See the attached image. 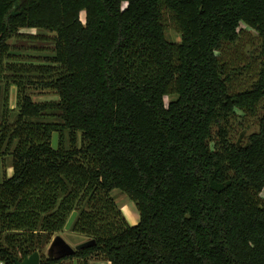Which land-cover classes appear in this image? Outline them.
Wrapping results in <instances>:
<instances>
[{
	"label": "trees",
	"instance_id": "trees-1",
	"mask_svg": "<svg viewBox=\"0 0 264 264\" xmlns=\"http://www.w3.org/2000/svg\"><path fill=\"white\" fill-rule=\"evenodd\" d=\"M248 30L258 70L242 78L248 64L229 53ZM14 40L52 48L23 70ZM30 68L54 99L16 79ZM4 80L0 264L34 252L39 264H264V0H0ZM241 114L256 116L245 142L232 138ZM72 212L73 233L93 242L44 256Z\"/></svg>",
	"mask_w": 264,
	"mask_h": 264
},
{
	"label": "rangeland",
	"instance_id": "rangeland-1",
	"mask_svg": "<svg viewBox=\"0 0 264 264\" xmlns=\"http://www.w3.org/2000/svg\"><path fill=\"white\" fill-rule=\"evenodd\" d=\"M245 29V27H243ZM32 34H44V32H38L35 30L28 31ZM255 33L252 30H248L247 33H244L241 35L240 40L236 46L235 51H231L229 53L230 57L233 58V63L243 65L248 64V67L243 71L242 78L248 77L251 74L257 72V60H256V66L250 64L252 62V59H256V54L254 53V49L257 45V40L255 39ZM166 37L170 42H179L180 41V33L173 29V27H169L166 31ZM12 44L16 47L17 52L14 54L20 56L18 57V61H12L13 64H19L22 65L23 70L24 66L26 65H32V66H41L43 63L40 62L41 58L44 56H47L50 54V49L52 48V45L45 43V42H32L27 40H14L12 41ZM255 55V57L253 55ZM27 56H31L32 59H28ZM27 60V61H26ZM29 73L26 75H22L21 77H16L18 80H23L26 89L28 88L29 93L32 94L33 100L40 101V100H51L55 97L51 94H48L46 92H40L39 89L36 88V83L33 82H39L41 80V75L39 72H35L34 68L29 69ZM8 74V73H7ZM10 76V74L8 75ZM24 76V77H23ZM9 81L10 78H7ZM29 80V81H28ZM32 80V81H30ZM5 82H0V95L2 100V95L5 92L3 91L5 86L3 85ZM242 84H245V80H241ZM239 86V84H237ZM8 92L6 95L9 98V104L10 108L13 109V113L11 116V121L15 119L16 109H15V100H16V87L13 85H10L8 88ZM42 94V95H40ZM174 97L169 96L165 98V102H169ZM241 114L240 117L235 119V121L232 122V138L234 141H240L245 142L248 135L251 132L256 131L257 125H256V116H246L242 117ZM57 118H52V116H44V121L49 120H56ZM65 139V145L68 146V134H64ZM57 143V134H53L52 137V145L55 147ZM78 147H79V140H78ZM6 172L7 176H10L12 174V166H11V157L9 155L6 156V158L2 159L0 158V182L3 177V173ZM112 196L117 203L118 208L120 209L123 217L127 221L129 225H135L139 220V215L137 212V208L133 202H131L127 196L122 194L121 192L114 190L112 192ZM77 213L72 212V214L69 216L66 225L64 229L55 234L48 244L43 248L42 252L44 256L46 257H60L63 255H66L68 253H71L73 251H76L80 248H83L89 244H91L93 241L90 238L78 236L75 233H73V225L77 218ZM72 264H77L76 260H73ZM89 264H107L105 261H96L92 260L89 262Z\"/></svg>",
	"mask_w": 264,
	"mask_h": 264
},
{
	"label": "water",
	"instance_id": "water-1",
	"mask_svg": "<svg viewBox=\"0 0 264 264\" xmlns=\"http://www.w3.org/2000/svg\"><path fill=\"white\" fill-rule=\"evenodd\" d=\"M39 263H40V256L38 252H34L31 255L26 256L22 261L16 262V264H39Z\"/></svg>",
	"mask_w": 264,
	"mask_h": 264
},
{
	"label": "crops",
	"instance_id": "crops-1",
	"mask_svg": "<svg viewBox=\"0 0 264 264\" xmlns=\"http://www.w3.org/2000/svg\"><path fill=\"white\" fill-rule=\"evenodd\" d=\"M108 264V263H107Z\"/></svg>",
	"mask_w": 264,
	"mask_h": 264
}]
</instances>
